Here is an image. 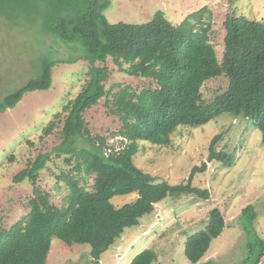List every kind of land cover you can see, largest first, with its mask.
Instances as JSON below:
<instances>
[{
	"label": "trees",
	"instance_id": "16d2710c",
	"mask_svg": "<svg viewBox=\"0 0 264 264\" xmlns=\"http://www.w3.org/2000/svg\"><path fill=\"white\" fill-rule=\"evenodd\" d=\"M111 1L85 0L82 11L70 5L64 16L55 15V11L46 15L43 27L46 34L72 47L77 55L60 61L41 58L39 76L0 101L1 116L13 109L24 94L50 89L51 69L56 64L84 61L89 65L84 88L54 116L57 119L65 115L61 142L54 152L72 166L57 177L65 183L68 194L58 208L51 202L49 193L34 189L26 217L8 230H0V264H45L54 239L69 247L88 245L91 263L99 264V257L123 231L137 226L168 194L208 199V190L192 186L193 177L204 173L208 162L232 164L230 155L216 150L220 138L217 135L209 144L207 161L194 166L184 182L169 185L156 181L135 165L133 158L139 152L140 142L167 147L170 135L178 126L198 127L223 114H233L251 120L264 145V20L227 14L224 51L219 61L208 38L209 8L187 15L177 25L160 11L145 23L112 24L103 14ZM108 58L118 67L128 66L129 76L152 80L156 87L140 92L128 86L115 93L107 91L104 84L109 78V68L105 65ZM218 77L227 80V88L211 101H204L203 84ZM101 99H105L109 113L121 123L117 135L123 146L118 151L110 150L103 138L92 137L83 117ZM54 128L55 123L50 122L44 135L48 136ZM50 158L48 153L38 154L12 182L28 181L35 186ZM82 174L94 175L91 190L86 189ZM134 193L137 198L120 207L111 202L114 197ZM255 217L252 205L242 209L239 223L248 237ZM224 225L220 210L212 209L206 227L186 238L185 258L198 264ZM247 244L251 264H260L264 258V241L252 240ZM129 264L158 263L152 251L144 250Z\"/></svg>",
	"mask_w": 264,
	"mask_h": 264
},
{
	"label": "rangeland",
	"instance_id": "374dc122",
	"mask_svg": "<svg viewBox=\"0 0 264 264\" xmlns=\"http://www.w3.org/2000/svg\"><path fill=\"white\" fill-rule=\"evenodd\" d=\"M60 1L0 0V101L39 76L41 58L60 61L77 55L72 47L46 34L43 28L45 16L52 11L64 16L70 5L82 11L85 0H68V4ZM203 7L211 12L208 38L219 61L224 51L227 14L264 20V0H113L103 14L112 24H141L160 11L169 22L177 25ZM96 65L102 66L101 63ZM105 65L109 68V78L104 84L107 91L115 93L128 86L140 92L147 87H156L152 80L129 76L126 73L128 66L118 67L110 58ZM88 68L84 61L56 64L51 69L50 89L24 94L13 109L1 114L0 230H8L26 217L34 189L49 193L56 207L63 205L68 190L57 177L67 173L72 166L65 164V157L55 156L54 148L61 142L60 130L65 115L57 119L54 116L84 88L88 82ZM227 84L223 77L205 82L201 88L202 99L211 101L224 92ZM83 117L92 137L103 138L110 150L122 148L123 140L117 135L121 123L109 113L105 99L86 110ZM50 122L55 123V128L45 136L44 130ZM217 135L220 138L216 150L230 155L232 164L208 162L207 170L196 174L192 180L193 187L208 190L209 198L168 194L155 205L151 214L139 220L137 226L123 231L99 257V264H129L144 250L152 251L159 264H192L184 256V242L188 236L206 227L208 214L214 208L220 210L225 225L202 259L211 257L208 264L252 263L247 243L258 239L264 241V145L261 133L251 120L223 114L202 126H178L170 135L167 147L157 148L140 142L133 161L156 181L177 185L188 178L194 166L207 161L209 144ZM41 153H48L51 158L40 172L36 185L28 181L14 184L12 178ZM82 176L86 189L91 190L94 175ZM136 198L134 193L114 197L111 202L120 207ZM248 205L254 207L256 214L250 237L239 223L241 211ZM89 253L88 245L69 247L54 239L45 264H92ZM260 264H264V258Z\"/></svg>",
	"mask_w": 264,
	"mask_h": 264
},
{
	"label": "crops",
	"instance_id": "0c3cea01",
	"mask_svg": "<svg viewBox=\"0 0 264 264\" xmlns=\"http://www.w3.org/2000/svg\"><path fill=\"white\" fill-rule=\"evenodd\" d=\"M211 259H212L211 257H206V258L202 259L203 261H200L198 264H208L211 261ZM157 263H158V259H157Z\"/></svg>",
	"mask_w": 264,
	"mask_h": 264
}]
</instances>
